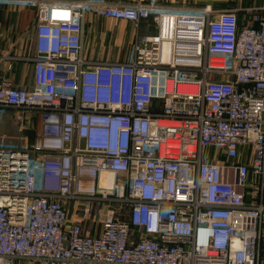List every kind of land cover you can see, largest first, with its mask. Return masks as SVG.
<instances>
[{
  "label": "built area",
  "instance_id": "obj_1",
  "mask_svg": "<svg viewBox=\"0 0 264 264\" xmlns=\"http://www.w3.org/2000/svg\"><path fill=\"white\" fill-rule=\"evenodd\" d=\"M0 4L37 9L32 84L0 81L37 117L0 144V264H264V6ZM90 14L133 25L126 58L84 55Z\"/></svg>",
  "mask_w": 264,
  "mask_h": 264
},
{
  "label": "crops",
  "instance_id": "obj_2",
  "mask_svg": "<svg viewBox=\"0 0 264 264\" xmlns=\"http://www.w3.org/2000/svg\"><path fill=\"white\" fill-rule=\"evenodd\" d=\"M105 2H138L148 0H100ZM197 1L212 3L216 0H159L167 5H194ZM209 1V2H207ZM217 6H264V0H219ZM201 3V2H200ZM223 4V5H221ZM201 6V5H199ZM37 9L29 6L0 4V81L4 77L20 86H30L33 82ZM240 16H245L241 13ZM110 17L90 14L86 21L84 35V55L93 60L126 58L135 38L136 30L131 23L112 24ZM119 20V19H118ZM116 20V21H118ZM115 21V20H114ZM120 21V20H119ZM155 31L151 17L143 18L139 34L147 35ZM30 121L28 135L33 139L37 117L27 111ZM104 178V177H103ZM71 211V210H70ZM73 213L71 212V215ZM87 227V226H86ZM264 244V238H263ZM16 264H25L17 262Z\"/></svg>",
  "mask_w": 264,
  "mask_h": 264
},
{
  "label": "rangeland",
  "instance_id": "obj_3",
  "mask_svg": "<svg viewBox=\"0 0 264 264\" xmlns=\"http://www.w3.org/2000/svg\"><path fill=\"white\" fill-rule=\"evenodd\" d=\"M214 1V0H213ZM201 2V3H200ZM197 1L196 4H194L193 6H199V5H205L208 3H205L206 1L202 2V1ZM209 2V1H207ZM218 2H221L219 0L214 1L213 3L218 4ZM209 3H212L209 2ZM219 5V4H218ZM223 5V4H221ZM115 20V21H114ZM118 19H113L112 24L115 25H119L120 23H124L127 22V24H129L130 22L125 21V20H118ZM20 116H26L27 117V111L26 110H15V109H0V144L1 143H8L10 141H18V142H22V140L25 137L24 135H20L18 132H16V126L18 124L17 118H19ZM31 129H29L30 131ZM72 204V206H71ZM73 201L70 203V214L71 212L73 213L72 215H75L76 218L78 219H84V224L85 226H87V228H92V227H96L98 225H100L101 221L104 219L105 217V212L109 209V208H114L115 211L117 213L119 212H124L125 210H127L128 205L126 203H124L122 205L121 202L119 201H95L93 204V209L91 210V213H88L86 216L83 215L82 210L79 209H74L73 207ZM97 211V213L95 214V212ZM120 214V213H119ZM17 262H21L24 263V261L22 260H18ZM16 262V263H17Z\"/></svg>",
  "mask_w": 264,
  "mask_h": 264
},
{
  "label": "bare ground",
  "instance_id": "obj_4",
  "mask_svg": "<svg viewBox=\"0 0 264 264\" xmlns=\"http://www.w3.org/2000/svg\"><path fill=\"white\" fill-rule=\"evenodd\" d=\"M106 175H107V174H106V173H104V174H103V177H105Z\"/></svg>",
  "mask_w": 264,
  "mask_h": 264
}]
</instances>
